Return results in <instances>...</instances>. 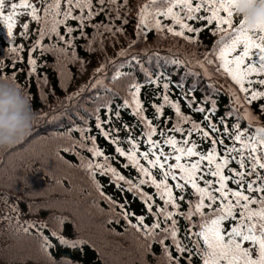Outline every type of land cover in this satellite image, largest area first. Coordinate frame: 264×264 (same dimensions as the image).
Wrapping results in <instances>:
<instances>
[{
	"label": "trees",
	"instance_id": "16d2710c",
	"mask_svg": "<svg viewBox=\"0 0 264 264\" xmlns=\"http://www.w3.org/2000/svg\"><path fill=\"white\" fill-rule=\"evenodd\" d=\"M148 2L128 0L127 6L121 7L120 16L128 19L129 23L122 25L121 20H116L115 25L123 26V33L101 35L102 29L97 32L92 27L86 29L88 35L84 38L74 33L77 37L75 57L52 53L40 55L39 51L32 53L38 66L31 78L27 76L30 71L28 50L37 39V25H31L28 39L19 36V27L14 29L13 39L8 36L7 28L0 25V60L6 65L3 71L6 74L16 72V83L30 95L33 108L41 114L32 133L23 142L0 152V264H53V261L55 264H159L161 246L154 243L151 252H146L142 247L144 239L128 223L129 220L136 223L135 216L124 218L122 215L125 211L142 215L145 223L151 225L154 218L146 204L136 191H128L129 185L124 181H120L118 187L110 173L101 175L99 170H94L96 174L93 178L83 166L85 161L81 157L94 164L105 163L104 157H95L87 151V147L92 146L91 140L85 141L87 147L80 148L81 134L75 129H89L86 135L96 137V146L109 157L107 163L136 183L142 178L140 174L132 167H123L126 158L120 157L115 152L117 145L101 136L96 128L98 118L101 121L110 120L104 125L105 129H121L117 135L123 142L119 146L126 151L128 136L142 135L145 130L143 123L133 115L132 108L124 106L125 100L131 102V91H134L130 89L131 84L141 85L139 99L144 106V114L157 125L158 132L171 128L175 123L174 110L167 105L164 117L157 119L154 116L152 105L163 103L164 83L169 84L166 94L170 99L179 100L182 112L196 121H200L203 114L193 113L187 107L184 93H188L189 98L194 97L193 107L200 104L208 109L211 101H215L217 111L213 119L217 122L219 117L227 116L232 109H238L241 114L245 109L233 103L229 89L238 88V85L230 77L220 74L209 77L195 63L213 50L220 35H212L206 27L198 43L192 44L183 38H174L170 33L161 35L155 29H145L146 34L142 38L137 35V16L139 9ZM240 18L234 17V26ZM100 21L108 22L103 15L95 20ZM69 23L75 25L76 22ZM164 23L170 24L171 21L164 20ZM190 23L197 27L204 24ZM186 35L195 36L194 33ZM44 43L52 44L53 41L46 38ZM20 44L24 45L22 52L10 51ZM121 51L127 55H119ZM21 55L22 62L18 60ZM12 63H15V69L11 67ZM45 76L47 84L44 83ZM256 103L251 106L253 109ZM116 112L120 113L119 117H116ZM260 120L264 123V116ZM236 122L235 116L227 118L229 125ZM239 122L242 129L247 127L248 121ZM125 124L129 125V129H124ZM175 135L177 139L181 138L179 133ZM193 138L199 142L197 137ZM65 148L72 150L65 152ZM146 148L147 145L141 141V150ZM203 148L207 149L208 144H203ZM165 151L170 149L166 147ZM141 163L146 165L143 160ZM152 171L157 174V170ZM169 183L175 182L170 179ZM141 188L149 194L156 191L151 185ZM174 192L180 194L178 190L174 189ZM184 195L186 200L196 199L190 188ZM105 197H111L115 205ZM154 200L153 211L157 210L156 205L163 207V201L158 196H154ZM120 204L125 207L122 209ZM13 205L19 211H14ZM187 209V203L182 202L181 210ZM54 218H63V222ZM198 219L193 217L194 221ZM178 220L179 235L183 237L188 221L182 217ZM31 224L35 227H30ZM25 228L28 230L24 231ZM53 231L70 241L82 238L87 243L74 249L61 244L52 236ZM41 233L54 245L47 250L50 255H45L42 249ZM184 242L188 243L187 240ZM195 264H201L198 258H195Z\"/></svg>",
	"mask_w": 264,
	"mask_h": 264
},
{
	"label": "snow or ice",
	"instance_id": "6c2138e0",
	"mask_svg": "<svg viewBox=\"0 0 264 264\" xmlns=\"http://www.w3.org/2000/svg\"><path fill=\"white\" fill-rule=\"evenodd\" d=\"M259 2L264 4V0ZM127 4L128 0H0V23L7 28L8 36L13 39L15 28L21 29L19 36L22 39H28L31 25H37V39L28 50L30 71L27 76L31 78L36 74L38 66L32 53L39 51L40 55L52 53L75 57L77 37L73 34L78 33L79 37L84 38L88 35V27L97 32L102 29L101 35L123 33L125 28L117 27L115 21L121 20L122 25L129 23L128 19L120 16L121 7ZM102 15L108 22H95ZM235 16H240L238 0H149L139 9L137 35L143 38L145 29H155L161 35L166 32L174 38H183L188 43L197 44L206 27L212 35L219 34L220 39L213 50L195 63L205 75L230 77L238 85V88L230 87L229 91L232 92L233 103L245 109L243 114L238 109H232L227 116L219 117L217 122L213 119L217 111L215 101H211L208 109L200 104L193 107L194 97L189 98V94L184 93L187 107L193 113L203 114L202 119L196 121L191 115L182 112L179 100L170 99L166 94L169 84L164 83L165 94L161 97L163 103L152 105L154 116L157 119L164 117L167 105L174 110L175 123L171 128L158 132L157 125L144 114L145 109L139 99L141 85L131 84L130 89H134L131 91V102L125 100L124 106L132 108L133 115L143 123L145 130L142 135L133 137L130 134L126 141L129 145L126 151L119 146L123 142L117 135L121 129H105L104 125L110 123V120L101 121L98 118L96 128L101 136L117 145L115 152L127 160L123 167H132L140 174L142 178L136 183L126 179L107 163L109 157L96 146V137L86 135L89 129H75L81 134L78 142L80 148L87 147L85 141L91 140L92 146L87 147V151L95 157H104L105 163L95 164L81 157L85 161L83 166L93 178L96 174L94 170H99L101 175L110 173L118 187L119 182L124 181L129 185L128 191H136L146 204L154 218L151 225L145 223L142 215L136 216L127 211L122 215L124 218L135 216L137 222L133 224L129 220L128 223L144 239L142 247L146 252H151L154 243L161 246L162 258L159 264H195V258L201 264H264V123L260 120L264 116V90H261L264 88V24L254 30L249 29L248 16L245 15L240 16L234 26ZM21 18H26L23 23H20ZM164 20L171 23L166 24ZM69 21L76 23L72 25ZM190 22L204 24L197 27ZM186 33H194L195 36ZM46 38L53 43L45 44ZM23 49L24 45L20 44L10 51L19 53ZM69 49L72 51L69 52ZM119 55L125 56L127 53L121 51ZM18 60L22 62L23 56H18ZM5 67L0 60V78L16 82V72L6 74L3 71ZM11 67L15 69V63ZM44 83H48L47 76L44 77ZM17 86L21 87L18 83ZM26 96L31 98L28 93ZM254 102L257 103L253 109L251 106ZM115 115L119 117L120 113L116 112ZM232 116L237 118V122L229 125L227 118ZM166 119L170 120L171 117ZM241 120L248 121L247 127L241 128ZM184 125L189 127L185 128ZM123 127L129 129L127 124ZM175 133H179L181 138L177 139ZM156 136L160 138L153 139ZM141 141L147 145L146 150H141ZM205 143L208 144L207 149L203 148ZM166 147L170 151L166 152ZM71 150L64 149L65 152ZM153 169L157 170L156 175ZM170 179L175 183H169ZM143 185L153 186L155 193L143 191ZM189 188L196 197L195 201L186 200L184 193ZM174 189L180 194L177 195ZM154 196L163 201V207L156 205V211H153L156 203ZM105 198L115 205L111 197ZM182 202L187 203V211L181 210ZM119 206L122 209L125 207L123 204ZM13 210L19 211L15 205ZM178 217L188 221L183 237L179 235L181 229ZM193 217H198V221H194ZM54 219L63 222V218ZM30 227H35V224ZM51 234L61 244L74 249L87 243L82 238L70 241L59 236L56 231ZM40 235L42 249L45 255H50L47 250L54 245L48 237L42 233Z\"/></svg>",
	"mask_w": 264,
	"mask_h": 264
},
{
	"label": "clouds",
	"instance_id": "9594fccd",
	"mask_svg": "<svg viewBox=\"0 0 264 264\" xmlns=\"http://www.w3.org/2000/svg\"><path fill=\"white\" fill-rule=\"evenodd\" d=\"M238 9L241 17L248 16L249 29L264 24V4L259 0H238ZM40 116L24 88L11 79L0 78V152L23 142Z\"/></svg>",
	"mask_w": 264,
	"mask_h": 264
},
{
	"label": "rangeland",
	"instance_id": "374dc122",
	"mask_svg": "<svg viewBox=\"0 0 264 264\" xmlns=\"http://www.w3.org/2000/svg\"><path fill=\"white\" fill-rule=\"evenodd\" d=\"M22 20H23V18H21V20H20V23H22V22H23ZM0 25H3V24H2V23H0ZM17 28H18V27H17ZM17 28H16V29H17Z\"/></svg>",
	"mask_w": 264,
	"mask_h": 264
}]
</instances>
